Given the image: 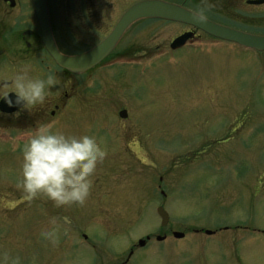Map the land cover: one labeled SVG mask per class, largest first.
I'll return each mask as SVG.
<instances>
[{"label":"rangeland","instance_id":"1","mask_svg":"<svg viewBox=\"0 0 264 264\" xmlns=\"http://www.w3.org/2000/svg\"><path fill=\"white\" fill-rule=\"evenodd\" d=\"M232 1L233 12L205 13L264 35V3ZM169 22H143V54L187 28ZM99 35L79 37L90 45ZM206 41L147 62H101L62 76L57 95L46 96L59 105L73 96L47 122L53 130L94 134L107 152L82 205L29 201L18 186L20 144L8 132L24 145L52 104L27 119L0 116V264H264V52ZM158 206L169 216L164 230ZM52 216L55 245L40 235ZM203 229L220 230L207 237ZM172 231L187 234L175 240ZM162 233L168 239L154 241Z\"/></svg>","mask_w":264,"mask_h":264},{"label":"flooded vegetation","instance_id":"2","mask_svg":"<svg viewBox=\"0 0 264 264\" xmlns=\"http://www.w3.org/2000/svg\"><path fill=\"white\" fill-rule=\"evenodd\" d=\"M46 1L52 37L57 49L62 54L75 55L101 42L109 35L125 11L141 0ZM163 1L179 5L211 22L221 25L225 24L205 12L209 11L214 13V11H218L223 5L228 7L232 12L238 9L237 6H234L235 1L233 2L232 0ZM248 1L246 0V2ZM148 21V19H139L130 24L113 49L101 62L137 64L153 60L159 56L172 55V53L181 49L194 48L196 45L204 44L207 42L206 40H211L210 42L218 41V39L208 36L192 26L169 22L183 25L187 28L173 36L167 44L156 45L151 49L149 48L148 53L143 54L141 44L142 31L144 30L143 22ZM186 32L192 33L191 39H188L183 46L177 49H171V42ZM94 33L100 35L94 38L90 45L82 42L81 38H84L83 36L79 37L81 34L90 36ZM74 48H80L81 50L74 52ZM22 66H28L30 75L32 76L43 77L49 72H52L60 81L64 77L66 79H72L74 76L73 73L59 68L45 50L41 41L40 27L32 9L31 0H0V90H6L8 88L9 76L13 71ZM57 88H52L47 96L55 97L57 95ZM10 94L13 93L9 92ZM63 96L64 100L61 105L57 104L55 100V102H52V99H45V108L42 107L43 104H40L32 109L36 113H40L41 110L46 112L52 104L53 109L48 112L49 119L47 118L40 124H47V122H51L60 113H63L62 105L73 97L71 93H64ZM15 111L4 112L0 110V116L14 115ZM25 115L23 112V118H30L27 114Z\"/></svg>","mask_w":264,"mask_h":264},{"label":"clouds","instance_id":"3","mask_svg":"<svg viewBox=\"0 0 264 264\" xmlns=\"http://www.w3.org/2000/svg\"><path fill=\"white\" fill-rule=\"evenodd\" d=\"M60 84L52 72L43 77L32 76L29 67L22 66L9 76L8 88L0 90V100L14 106V115L19 117L43 104L49 91ZM67 86L65 83V89ZM9 92L14 95L9 96ZM106 155L94 134L66 133L53 130L50 124H39L21 149L18 186L29 201L44 196L57 207L82 205L90 193L97 165ZM62 219L65 224L69 222L67 217ZM49 224L51 227L41 229L40 235L55 245L59 221L52 216Z\"/></svg>","mask_w":264,"mask_h":264},{"label":"water","instance_id":"4","mask_svg":"<svg viewBox=\"0 0 264 264\" xmlns=\"http://www.w3.org/2000/svg\"><path fill=\"white\" fill-rule=\"evenodd\" d=\"M32 9L37 19L41 32V41L47 53L52 57L54 62L61 68L66 69L74 74H81L98 64L116 45L127 27L139 19H164L168 21L181 22L201 31L217 37L219 39L235 42L241 46L251 48L257 51H264V35L252 34L237 29H233L221 24L211 22L200 15H197L179 5L163 0H141L130 6L121 16L115 27L101 42L94 47L80 54L65 55L57 49L51 32L48 17V7L46 0H31ZM251 4H261L264 0H251ZM191 37V33H184L174 39L170 45L172 49L180 47ZM9 96H13L10 94ZM0 110L12 112L14 106H9L0 100ZM120 117H125L126 112H119ZM156 213L160 218V225H167L168 214L162 208L158 207ZM206 234H211L210 230H205ZM175 238H182V232H173ZM148 237L145 238L147 240ZM164 239L163 236H156V240ZM145 240L140 239L138 246H143Z\"/></svg>","mask_w":264,"mask_h":264},{"label":"trees","instance_id":"5","mask_svg":"<svg viewBox=\"0 0 264 264\" xmlns=\"http://www.w3.org/2000/svg\"><path fill=\"white\" fill-rule=\"evenodd\" d=\"M161 230H164V228H161Z\"/></svg>","mask_w":264,"mask_h":264}]
</instances>
